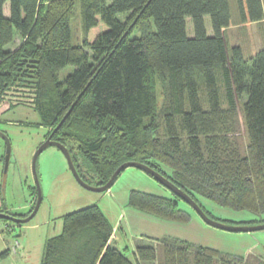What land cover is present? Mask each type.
<instances>
[{"label":"trees","instance_id":"obj_1","mask_svg":"<svg viewBox=\"0 0 264 264\" xmlns=\"http://www.w3.org/2000/svg\"><path fill=\"white\" fill-rule=\"evenodd\" d=\"M78 1L82 46L73 45L71 36ZM236 1L243 24L264 20V0ZM206 16L213 36L207 34ZM187 18L194 24L193 38ZM232 25L229 0H113L110 5L106 0H0V109L6 103L9 109L33 108L39 125L68 148L80 177L91 186L106 185L120 166L136 162L171 181L209 217L200 198L264 214V49L246 60L235 47L230 57L224 33ZM16 32L21 46L6 51ZM70 65L75 72L60 82L58 72ZM242 96H247L245 146L236 122ZM77 154L97 184L87 180ZM30 191L35 201L26 213H0L28 217L38 198L36 185ZM179 200L132 191L129 207L187 223L190 215ZM114 234L97 205L69 213L61 234L47 240L41 264H264L166 240L161 254L156 243L138 244L133 262L128 247L111 244ZM8 255L4 251L0 259Z\"/></svg>","mask_w":264,"mask_h":264},{"label":"rangeland","instance_id":"obj_2","mask_svg":"<svg viewBox=\"0 0 264 264\" xmlns=\"http://www.w3.org/2000/svg\"><path fill=\"white\" fill-rule=\"evenodd\" d=\"M113 0H106L110 5ZM233 25L224 33L231 57L233 48L240 47L246 60L255 56L256 52L264 49V23L245 25L241 22L236 0H229ZM7 17L10 16V3L4 7ZM188 37H194V24L191 18L186 19ZM207 34L213 36L210 16L205 17ZM92 32L89 37L94 38ZM72 43L82 46L84 43L83 18L80 2L76 4V13L71 21ZM23 38L16 32L14 41L5 46L6 51L14 52L21 46ZM91 54L89 48L86 49ZM75 66H67L58 72L60 82L73 74ZM219 84H222V75L216 70ZM201 84V83H200ZM202 91V89H201ZM159 104L163 105V89L158 88ZM203 95V91H202ZM220 99L225 101V90L220 86ZM247 96L238 100L237 137L245 146L248 143L243 105ZM9 104H3L0 109V131L5 133L11 142V158L7 171L2 169L0 195L4 198L6 208L13 214H22L28 211L27 205L35 201L31 194L35 186L32 162L37 149L49 138L48 129L40 126L39 114L30 107L9 109ZM6 152L5 141L0 137V157ZM77 152V150H76ZM78 156L79 163L92 184L94 176L87 172L85 161ZM84 165V166H83ZM38 177L42 193V204L36 217L28 223L15 227L12 236L4 234L0 238V254L6 250L9 242L15 247L8 257L7 264H40L45 252V244L50 238L61 234L63 217L69 213L81 210L91 205H97L104 212L115 228L112 245L120 250L129 248L127 256L133 261L136 246L155 244L162 251L161 241L184 242L192 245L193 249L206 247L220 252L221 257L230 260L260 259L264 262V230L252 232H229L207 224L188 203L179 200L181 210L190 215L187 223L165 221L146 215L129 207V197L132 191H139L155 196L177 199L176 194L156 181L151 175L135 167L127 168L121 173L113 186L105 192H96L85 189L76 181L69 168L68 161L62 151L56 146L48 147L39 157L37 163ZM201 205L217 220L233 227H256L264 225V214H255L247 210H236L224 207L218 203L200 198ZM9 211V210H7ZM9 223L0 221L2 234ZM120 227V230L117 229ZM17 241L20 246L15 245ZM161 243V244H160ZM11 247V248H12ZM13 250V249H12ZM14 251V250H13ZM159 254V255H160ZM242 264L241 261L238 262ZM140 264H160L156 263Z\"/></svg>","mask_w":264,"mask_h":264},{"label":"water","instance_id":"obj_3","mask_svg":"<svg viewBox=\"0 0 264 264\" xmlns=\"http://www.w3.org/2000/svg\"><path fill=\"white\" fill-rule=\"evenodd\" d=\"M0 137L5 141V146H6V155H5V163H4V167H5V171H7L8 166H9V162H10V158H11V142L9 140V138L7 137V135L3 132L0 131ZM53 138V134L49 136V138L37 149L34 158H33V162H32V170H33V176L35 179V185L37 187V192H38V198H37V202L35 204V207L32 211V213L25 218H18L6 213H0V219L1 220H7L10 222H13L15 224H25L30 222L31 220H33L40 207L42 204V193H41V187H40V182H39V177H38V170H37V163H38V159L40 157V155L50 146H56L58 147L62 153L64 154V156L66 157L68 164H69V168L72 171L76 181L78 182L79 185H81L82 187H84L85 189L88 190H92V191H96V192H105L108 191L113 184L115 183V181L117 180V178L121 175V173L123 171H125L127 168L130 167H135L138 168L140 170L145 171L146 173L150 174L152 177H154V179H156V181H158L159 183H161L162 185H164L165 187H167L168 189H170L171 191H173L180 199H182L183 201H185L186 203H188L189 205H191L196 211L197 213L200 215V217L209 225L222 229V230H226L229 232H252V231H257V230H264V225H260V226H256V227H233V226H228L225 225L217 220L212 219L211 217H209L203 210L202 208L185 192H183L181 189H179L177 186H175L171 181H169L167 178H165L163 175H161L160 173L156 172L154 169L136 163V162H127L125 164H123L122 166H120L117 171L114 173V175L112 176V178L110 179V181L103 186H99V187H94L89 185L88 183H86L79 175L78 170L72 160L71 154L68 150V148L64 145H62L61 143L52 140Z\"/></svg>","mask_w":264,"mask_h":264},{"label":"crops","instance_id":"obj_4","mask_svg":"<svg viewBox=\"0 0 264 264\" xmlns=\"http://www.w3.org/2000/svg\"><path fill=\"white\" fill-rule=\"evenodd\" d=\"M259 23H264V20L262 21V22H259ZM255 24V23H254ZM227 30H228V28L225 30V33L227 32ZM0 159H1V157H0ZM4 168V163H1L0 162V182H1V171H2V169ZM1 186V185H0ZM28 207H27V209L29 210L30 208H31V206H32V201L30 202V204H28L27 205ZM0 209H6V210H11L10 208H6V206H5V202H4V198L0 195ZM23 214V213H22ZM14 232H15V227L14 228H8V226L6 227V229H5V231L1 234L0 233V238L2 237V236H4V234H7L8 236H12L13 234H14ZM5 243L7 244V246H6V250L5 251H9V255H8V257H10V255L14 252L15 254H17V250L15 249V247H12L10 244H9V242H7V241H5ZM15 245H18V246H20V243L17 241V243L15 244ZM12 247V248H11ZM14 251H13V250ZM8 257L7 258H5V259H0V264H7L6 262L8 261ZM43 257H44V254H43ZM43 257H42V260H43ZM42 260H41V262H40V264L42 263ZM11 264V263H10Z\"/></svg>","mask_w":264,"mask_h":264},{"label":"bare ground","instance_id":"obj_5","mask_svg":"<svg viewBox=\"0 0 264 264\" xmlns=\"http://www.w3.org/2000/svg\"><path fill=\"white\" fill-rule=\"evenodd\" d=\"M53 140V139H52Z\"/></svg>","mask_w":264,"mask_h":264}]
</instances>
